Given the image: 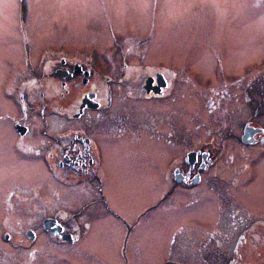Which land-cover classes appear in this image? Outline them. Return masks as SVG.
<instances>
[{
	"label": "flooded vegetation",
	"instance_id": "obj_1",
	"mask_svg": "<svg viewBox=\"0 0 264 264\" xmlns=\"http://www.w3.org/2000/svg\"><path fill=\"white\" fill-rule=\"evenodd\" d=\"M28 1L0 0L1 23L15 30L21 41L16 48L19 52L10 54L6 64L3 61L0 77V149L9 156L8 166L0 169L5 173L15 167L11 155H18L26 160L32 177L40 178L37 173L43 171L90 179L92 188L82 192L89 198L86 206L100 203L106 215L114 217L96 219L92 225L102 226L104 220L108 227L110 221L119 231L121 264H128L123 261L125 242L134 223L159 209L170 211L184 205L191 206L192 218L170 231L169 254L157 264H264V53L248 55L244 61L235 55L213 54L203 64L189 57L178 63L147 54V36L119 38L111 28L103 50L82 51H94L89 54L81 55L79 49L62 41L33 45L28 34ZM255 30L264 35V28ZM127 44L141 45V52H114L115 46ZM257 46L264 50L261 43L250 48ZM48 79L63 90L64 100L59 105L63 114L56 120L45 116L49 110L45 99L40 97L38 105L30 99L38 89L35 86H44ZM73 84L75 90L71 91ZM38 93L44 97L43 90ZM72 93L73 99H69ZM118 94L120 114L112 110L118 105ZM69 108H73L71 118L64 115ZM101 110L109 111L105 121L94 116L95 123L83 125L80 119L85 114ZM66 120L76 124L65 126ZM122 140L139 145L141 152L154 159L157 154L165 157L162 166L152 167L149 178L153 202L131 219L110 204L107 194L113 184V144ZM160 146L170 149L167 157L157 151ZM45 177L40 178L41 184ZM46 180L43 184L49 190ZM9 183L0 190L1 243L14 250L21 245L29 254L35 252L40 237L35 227L24 228V243L14 234L16 206L32 203L40 206L34 209L43 232L65 244L78 240L77 229L65 231L61 224L67 210L58 209V196L45 199L46 191L38 184H31L26 195L16 196ZM163 186L168 190L165 195L176 187L182 189L184 205L171 204L177 200L172 193L162 207L166 200L160 192ZM45 220L54 222L52 228L60 226L61 231H46ZM92 225L84 227L88 231ZM183 226L188 228L186 237L174 247V231ZM64 234H69V241L61 238Z\"/></svg>",
	"mask_w": 264,
	"mask_h": 264
},
{
	"label": "rangeland",
	"instance_id": "obj_2",
	"mask_svg": "<svg viewBox=\"0 0 264 264\" xmlns=\"http://www.w3.org/2000/svg\"><path fill=\"white\" fill-rule=\"evenodd\" d=\"M27 5L31 13L28 34L33 45L44 42L57 45L58 41H62L79 49L81 55L94 52L93 50L82 52L88 48H93L96 52L103 50L110 38L108 28H111L119 38L145 35L149 38L147 54L160 59L172 58L178 63L189 57L192 62L203 64L213 54L235 55L239 61H244L248 55L264 53V50L260 51L259 46L255 49L250 48V45L257 43L264 46V35L255 30L264 28V0H29ZM9 9H12V3ZM1 21L0 18V77L4 70L3 61L6 64L7 60H10V54L18 53L16 48L21 43L16 31L5 27ZM141 47L137 44L133 46L127 44L115 46L113 50L118 55L128 51L131 55H138ZM47 81L49 82L44 86L43 84L35 86L38 89L30 94V99L37 105L40 104V97L45 99L49 109L48 112L45 111V116L56 120L62 113L59 105L64 100L61 99L63 90L54 83L55 81L50 79ZM71 86L73 87L71 91L75 90L74 84ZM40 90H43L44 97L38 93ZM75 92L77 94V91ZM73 94L69 99H73ZM119 100L118 94L116 101L118 105L112 109L118 114L121 113ZM181 102L182 100L180 104ZM180 108L182 112L180 118L183 120L184 105ZM35 111L37 110L30 112L31 117L36 114ZM67 112L64 115L71 118L73 108L67 109ZM107 115L109 116V111L89 112L80 120L87 126L90 121L91 124L95 123L94 118L105 121ZM112 116L116 118V114ZM75 124L72 120L65 121V126ZM136 128V125L132 127L135 130ZM131 145L124 140L114 142L116 151L113 173L111 172L113 184L107 188L110 204L129 219L132 214L153 202V189L149 179L153 173L152 167L162 166L165 159L161 154H157L156 159L149 157L148 153L141 152L139 145ZM157 151L167 157L170 149L168 147L162 149L160 146V150L157 148ZM104 153L106 157L105 146ZM11 158L15 159L16 166H13L11 160L12 168L6 169L5 173L0 169V190L6 183L11 182L9 184L14 188L15 195L23 196L30 190L31 184H38L39 188H44L43 192L46 191L45 199L58 196V209L67 210L61 224L65 231L77 229L74 232H77L78 240L72 245L65 244L43 232L41 221L37 219L40 215L34 209L40 207L37 203L27 207L17 205L18 222L14 232L16 239L20 241L19 243H24L26 239L23 230L29 226L35 227L40 237L34 245L35 252L30 254L21 245L14 250L0 242V264H121V256L117 252L120 244V237H117L119 231L110 221L108 227L104 220L102 226L92 225L98 219L114 217L107 216L100 203L86 206L89 198L82 192L92 188L90 179L87 180L81 175L46 174L41 171L37 173L38 177L46 176L41 184L40 178L32 177V172L26 168L24 158L18 155L17 157L11 155ZM8 164L9 156L0 149V168H5ZM144 175L149 177L145 179ZM45 180L49 182L47 184L49 190H46L43 184ZM165 187L167 186L160 189L163 195L168 191ZM172 193L177 200H171V204L184 205L183 190L176 187ZM171 194L165 195L166 200L161 204L162 207H166ZM179 207L174 206L170 211L159 209L154 215H144L139 222L134 223L125 242L123 261L128 264L161 262L163 257L169 254L170 231L189 217L192 218L191 206ZM198 208L201 209V206ZM79 211L81 212L78 213ZM59 212L61 210L55 211ZM85 224L92 227L87 231ZM187 230L188 228L184 226L176 228L174 247L182 244Z\"/></svg>",
	"mask_w": 264,
	"mask_h": 264
},
{
	"label": "water",
	"instance_id": "obj_3",
	"mask_svg": "<svg viewBox=\"0 0 264 264\" xmlns=\"http://www.w3.org/2000/svg\"><path fill=\"white\" fill-rule=\"evenodd\" d=\"M54 222H52L51 220H45L43 222V228L50 232V233H55V234H58L60 231H61V227L60 226H57V227H53L52 228V225H53ZM61 238L65 241H69L70 240V236L69 234H64L61 236Z\"/></svg>",
	"mask_w": 264,
	"mask_h": 264
}]
</instances>
